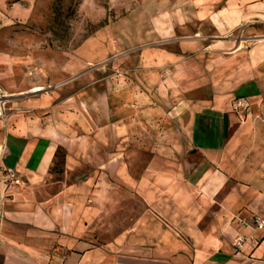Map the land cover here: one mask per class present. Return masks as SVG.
I'll list each match as a JSON object with an SVG mask.
<instances>
[{"label":"crops","instance_id":"1","mask_svg":"<svg viewBox=\"0 0 264 264\" xmlns=\"http://www.w3.org/2000/svg\"><path fill=\"white\" fill-rule=\"evenodd\" d=\"M37 4L0 0V86L16 95L9 105L19 108L0 119V264H264V230L252 221L264 216V156H247L241 147L250 141L236 135L259 118L251 100L264 96V57L252 72L247 58L232 75L222 53H208L228 47L215 38L229 28L264 23V0H151L154 26L146 30L164 34L140 45L174 41L148 47L134 68L145 73L132 82L176 88L133 85L115 104L108 101L118 92L95 93L93 117L85 91L76 94L80 114L69 108L75 96L56 101L49 71L56 62L39 59L25 27ZM60 64L66 76L69 64ZM207 83L203 95L190 85ZM249 83L256 89L250 107L242 114L229 109V93ZM37 87L43 89L32 93ZM103 100L111 106L108 120ZM71 120L93 125L94 137H68ZM237 120L248 124L237 129ZM59 149L62 172L52 170ZM2 168L24 184L6 187ZM240 233L258 244L237 248Z\"/></svg>","mask_w":264,"mask_h":264},{"label":"rangeland","instance_id":"2","mask_svg":"<svg viewBox=\"0 0 264 264\" xmlns=\"http://www.w3.org/2000/svg\"><path fill=\"white\" fill-rule=\"evenodd\" d=\"M150 1L37 0V16L32 24H26L25 27H29L33 36L36 37L35 42L39 45V59L44 60L45 63L46 59L53 58L56 62L54 69H49L55 75L51 90L60 92L56 101L62 100L63 97L71 98L75 96L70 99L69 108L71 112L80 114L77 109L79 99L76 94L85 91L89 94H86L90 97L89 100H92L91 115L89 113L88 115L93 117L94 112H98L95 111L98 109L93 107V95L95 93H107L109 96L113 94L115 97L118 92V100L110 97L109 101L105 99L109 104H113L114 102L123 101L120 97L122 92L133 85L149 92L158 90L173 91L176 88L172 82L167 83L165 89H160L159 83L153 81L144 82L145 84L139 82V84L135 79L132 82L134 80L132 76L138 75L141 78V75L145 73L142 70L138 72L134 68L138 66L142 56H146L148 50H150L148 47L152 46L146 44V46H141L140 44L161 37L164 34V32L159 33L157 30L151 32L146 30V28L154 26L155 13L148 11L152 7L149 6ZM151 9L153 10V8ZM252 20L229 28L224 37L215 38L228 40L229 45L227 48L216 45L213 47L214 50L208 51L209 55L217 58V55L222 53L223 57L227 58L226 62L232 75L242 70L247 58L248 62L252 61V65L250 67L246 65V69L252 72L256 68L255 62L258 61V57H264V23H251ZM248 26L252 30L249 29V31ZM172 41H158L153 44L151 49L162 47V45ZM257 46L258 49H256ZM243 50H247L248 53H244L239 57L238 52ZM233 56L235 58L229 59ZM57 62L59 65H61V62H65V66L69 64L70 72L66 76L59 73L60 67L57 66ZM168 69L162 68L161 73L168 76L170 74ZM223 72L224 70L221 71V73ZM44 84H50V81ZM190 85L194 87V92L200 95L205 94V90L208 87L210 88V83L201 84V86L199 84ZM251 86H253L252 83H249L241 91H236L234 94L229 93V109L234 108L233 105L237 98L245 97L247 99L249 95L256 94V89L253 90ZM105 100H103L106 110L104 111V117L108 120L111 106L107 105ZM251 101L257 102L259 105L254 111L259 114V118L249 122L252 128L251 131L240 129L236 132V135L250 141V143H246L244 147H241L243 153L251 157L256 154L264 156V121L261 120V118H264L262 114L264 96L263 98H253ZM74 122V120H71L70 127H68L69 132H65L66 135H69H67L68 137L72 139L81 138L82 133L83 135H89L88 138L94 137L93 125L92 127L86 126V129H83L77 122ZM247 124L248 122L242 124L237 120L236 128L238 129ZM223 125H225V120H223ZM56 155L52 169L62 172L66 169L65 151L59 149ZM76 170L82 171V166L77 165Z\"/></svg>","mask_w":264,"mask_h":264},{"label":"built area","instance_id":"3","mask_svg":"<svg viewBox=\"0 0 264 264\" xmlns=\"http://www.w3.org/2000/svg\"><path fill=\"white\" fill-rule=\"evenodd\" d=\"M37 89L38 88H33L32 93H38L43 88L41 87L40 89ZM15 97V94L7 92L0 86V119H2L3 121H6L10 117V115H12L19 109L9 105V103ZM233 106L234 110L242 114L243 111L247 110L250 107V103L247 101V99L240 97L235 100ZM262 120L264 121V118H262ZM2 171L4 174L2 181L5 183L6 187H9L10 185L21 186L24 184L23 179L20 178L14 170H4L2 168ZM252 221L255 229L264 230V216L254 215ZM247 242H250L253 246H255L258 244L259 238L256 236H246L245 234L240 233L234 239V245L239 249L243 248V246Z\"/></svg>","mask_w":264,"mask_h":264},{"label":"water","instance_id":"4","mask_svg":"<svg viewBox=\"0 0 264 264\" xmlns=\"http://www.w3.org/2000/svg\"><path fill=\"white\" fill-rule=\"evenodd\" d=\"M228 131V119L227 116H225V133Z\"/></svg>","mask_w":264,"mask_h":264},{"label":"bare ground","instance_id":"5","mask_svg":"<svg viewBox=\"0 0 264 264\" xmlns=\"http://www.w3.org/2000/svg\"><path fill=\"white\" fill-rule=\"evenodd\" d=\"M37 88L40 89L39 87H37ZM38 89H37V90H38Z\"/></svg>","mask_w":264,"mask_h":264},{"label":"trees","instance_id":"6","mask_svg":"<svg viewBox=\"0 0 264 264\" xmlns=\"http://www.w3.org/2000/svg\"><path fill=\"white\" fill-rule=\"evenodd\" d=\"M237 97H239V96H237ZM53 170V169H52Z\"/></svg>","mask_w":264,"mask_h":264}]
</instances>
